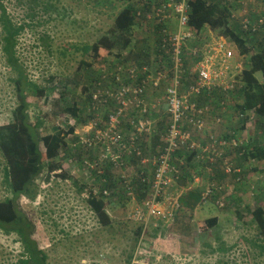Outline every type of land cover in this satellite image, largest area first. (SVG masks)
I'll list each match as a JSON object with an SVG mask.
<instances>
[{"label": "rangeland", "instance_id": "374dc122", "mask_svg": "<svg viewBox=\"0 0 264 264\" xmlns=\"http://www.w3.org/2000/svg\"><path fill=\"white\" fill-rule=\"evenodd\" d=\"M108 1H3L6 12L13 21L24 27L19 35L17 45V54L24 70L29 78L38 84L53 87V90L47 93V100H43L37 109L32 108L29 111L32 124L37 123V118H40L39 122L42 121L43 126L40 130L43 131L42 133H51L52 127L65 129L64 124L69 121L70 125H75L74 134L79 135L83 140L88 139L95 129H105L108 117L119 109V105L113 97H106L109 103L105 107H103L105 104L101 105L102 109L99 108L95 111V116L87 111L94 81L103 71H109L112 65L117 62L115 51L105 56L103 58L105 60L101 62L94 61L90 57V52L84 51L85 46L94 43L110 30L115 16L121 9L122 2L111 0L110 4ZM229 4L230 1L226 2L227 6ZM231 4L234 8L231 10L233 15L231 18L239 19V22L243 10H246L249 16L256 17L262 14V19L264 18V0H232ZM252 7H254V11L249 12ZM259 8L260 12H258ZM201 34L206 44L205 50L207 47L214 46V40L221 39L233 51L235 58L229 64L230 77L226 76L221 80L224 83L229 81V84L238 90L234 98L225 97L228 104H223L221 108L208 106L209 114L203 118L205 134L209 135L208 131L211 129V134L217 139L220 138L219 141H216L215 138L216 144H212L210 147L214 165H218L221 171L219 161L221 160L222 164L225 162L228 167H226V171L230 174L225 176L222 173L223 181L219 182L216 179H219L220 176H210L209 165H200L197 172L201 179L200 183L196 185H200L199 187L202 186V188H197L199 189L197 191H204L212 182H218L223 185V188H226L227 198L232 197L233 201L226 199L224 203H227V206L219 208L211 197L204 202L201 201L203 209L192 212L179 206L177 210H172V214L169 215L167 212L164 214L165 217L156 218L147 215L142 207L141 202H144V198L140 189L131 191L130 200L125 197L124 191H121L117 196L112 195L106 199L108 202L106 212L111 218V228H104L98 223L86 202L88 185L98 189L102 188V184L99 180L96 181L98 176L96 173L88 172L82 167L84 161L94 163L93 160L97 159L95 152L99 151L87 148L76 149L78 153L76 155L74 153L75 159L62 161V171L52 173L48 179L45 174L38 178V193L33 201H29L25 197H21L18 201L20 209L26 213L34 225L32 237L38 247L47 255L48 264H234V262L236 264H252L243 257L247 251L243 239H252L256 233L255 225L250 223L249 210L264 205V159H248L246 161L238 156L236 150L228 148L226 149L227 153L225 152L226 146L221 148L223 146L221 143L224 142V145H227L226 138L233 135V130H235L234 142L239 143V147L242 144H245L246 148L253 147L255 144L264 145V140L262 141V137L258 136L261 133V130H258V125L251 121L247 123L246 128L240 130L233 110L226 108L235 99L237 105L242 103L239 101L242 98L240 89L244 86L243 71L248 65L243 62L242 67L238 69L236 56L239 55L240 49L233 42H229L222 35H218L216 31H211L207 27L202 30ZM147 37L148 34L143 29H136L129 48L131 49V53L128 55L130 59L151 61L154 58L151 55L143 57V53H141L142 49L147 50L148 44H143ZM249 43H251L250 40ZM124 52L126 51L122 53ZM197 58L201 61L202 55L198 54ZM85 65H90V67ZM1 66L2 64H0V125H3L10 121L9 111L14 104V97H10L11 91L10 88H7ZM212 70H216V68L212 67ZM224 71L227 72V70ZM255 77L259 82L263 81L260 73H256ZM51 78L54 80L52 81ZM183 80V91H185V86L196 80L195 64L191 58L186 66L185 77L181 81ZM164 88L165 86H160L156 90L154 93L156 97L151 96V93L148 94L146 102L144 101L147 112L150 110L163 111V104L166 105V112L168 111L166 100L163 97ZM106 91L111 90L108 88ZM197 100L199 102L200 97ZM200 102L207 104L204 100H200ZM66 104H74L78 107L80 116L76 121L65 112ZM133 106L129 103L126 107L127 110L123 113L121 118L123 128L126 124L122 119L133 120L136 123H138L137 121L145 123L147 120L144 117L140 118L138 108L133 109ZM166 115L168 116V112ZM251 120H255L254 114ZM94 123L96 124L93 127ZM133 130V128L126 127L123 133L130 137ZM190 137L200 148L202 143L207 142L208 144L207 139L195 132H192ZM67 140L77 146L76 138L70 137ZM149 146L154 148L160 146V141L156 139V136L149 139ZM41 150H43L42 145ZM223 153L225 156L221 157ZM147 154L149 155L146 157L155 156L153 153ZM198 160L204 161L200 156H198ZM135 164L136 162L133 161L128 164L130 167L132 166L129 172L130 176L136 170ZM3 167L4 159L0 152V201L10 196L2 180ZM89 168L92 169L93 165ZM111 168L114 167L109 166V170L107 169L111 179L116 174L128 175V172L123 168H114L117 172H111ZM233 169H236V173L240 175L237 176L240 177V181H235L236 176L232 173ZM59 173L66 175L67 179L59 177ZM118 183L117 181L113 184ZM191 189L193 187L190 185L183 188L178 184V186H171L168 194L172 197V201L177 200L179 204L185 193ZM177 194L180 196L177 197ZM120 196L126 200L127 213L128 216L130 215L128 219L121 216L120 210L117 211ZM170 204L162 203L161 206L165 207V211H167L170 210ZM136 207L141 209L140 215L134 214ZM246 207L248 208L246 209ZM237 213L242 218H238ZM213 216L218 217V225L212 230L201 232V221ZM141 223H143L145 231L142 232L139 239L135 240L133 231ZM206 244H210V247ZM218 246H224L228 248V251L226 253L212 251ZM20 253L21 246L17 237L14 234H5L0 230V264H16ZM131 254L132 258L128 263L127 260ZM259 260L258 264H264V258Z\"/></svg>", "mask_w": 264, "mask_h": 264}, {"label": "trees", "instance_id": "16d2710c", "mask_svg": "<svg viewBox=\"0 0 264 264\" xmlns=\"http://www.w3.org/2000/svg\"><path fill=\"white\" fill-rule=\"evenodd\" d=\"M3 1L4 0H0V64H2L3 77L6 81L7 88H10L11 91L10 97H14V104L9 111L11 116L10 121L0 125V152L4 159L2 180L7 192L10 194L9 197L0 201V230L5 234H14L18 239L21 246V253L16 264H48L47 255L38 247L37 242L32 237L34 233V225L26 213L20 209L18 201L21 197L33 201L38 193V178L42 174H45L48 179L52 173L62 171V161L65 159H75L74 157L78 153L76 149H84L86 146L82 143L80 136L74 134L75 125H70L69 121L65 122V129L52 127L53 131L51 133H42L43 131H40L43 126L42 121L39 122L40 118L36 119V124L30 122V109H37L40 107L41 102L46 99L47 93L51 92L53 87H45L44 85L38 84L36 81L30 79L24 70L17 54L18 38L24 30V27L22 24L13 21L6 12ZM118 1L122 2L121 9L115 16L110 30L99 39L95 40L94 43L84 47V51L90 52V57L94 61H104L105 59L103 58L113 53V51H115L114 54L117 57V62L112 65L111 69L109 71H103L94 81V88L90 94L87 105V111H90L94 116L95 111L102 107L101 103L93 100L92 97H94L95 94H97L98 97H103L101 94H103L108 88H110L112 93H115L117 86L139 85L143 77L140 74L130 77L128 72L129 69L134 65L141 68L144 65L152 66L157 62L155 60L147 61L144 59L142 61H137L136 59H130L128 57L131 53V49L129 48L132 43V30L134 25H136L138 21L143 22L145 27L141 29L148 34L147 39L143 43L148 44L146 48L147 50H141L143 57H148L149 55L155 57L159 56L158 53L160 51L158 50V40L162 31H173L168 27V23L173 20L177 29V20L175 19H170L160 24H157L154 20L150 21L147 19V15L153 8L151 3L148 2L150 0ZM162 1L159 2V5ZM108 2L110 4L112 3L111 0ZM188 4L190 7L188 24L191 28L197 30V33H201L206 27L211 31H216L218 35H222L229 42H233L240 49V53L247 56L246 63L248 67L243 71L244 86L240 89V97L242 98L239 101H242V103L237 105L235 99L229 104V107L226 108L233 110L235 119L239 123L240 130L246 128L247 123L251 121H253L255 125H258V130H261V133L258 136H261L263 141L264 39L260 38L256 33H252L250 30H244L238 19H232L230 17V14L232 13L230 10H234L233 4L228 7L226 4H223V1L221 0H190L188 1ZM230 20L231 22L229 23ZM249 40L251 43H249ZM247 43L249 44L247 45ZM123 51L126 52L122 53ZM160 56L167 59V55L164 53H161ZM167 64H170L168 59ZM85 66L90 67V65ZM256 73H260L263 80L262 82H259L256 79ZM54 78H51L52 81ZM168 84V80H163L158 86V88L160 86H165L163 93L164 98L165 89ZM141 86L144 90L140 97L142 100L146 102V97H148V94L150 93L151 96L156 97L154 96V93L158 88L153 89L147 85ZM128 97H131L130 93ZM219 102L220 100L215 97V103H212L211 107H220ZM108 103L109 102H106L103 107L107 106ZM64 110L73 118V120L75 119V121L77 117L80 116V114H78L80 111L74 104H66ZM253 114L255 120H251ZM140 115L142 114L140 113ZM168 116L169 118L165 124L169 126L171 119L169 114ZM202 116L203 115L196 114L192 118L193 122L198 120V118H202ZM122 120L123 123L125 122L124 124L130 126L129 120ZM120 127L121 132H123V125L120 124ZM234 131L235 130H233L232 136L230 135L229 138H226L229 143H231V139H235ZM112 132L115 133L116 131ZM121 132H119V134ZM205 133L206 130L203 129L197 134H200L202 138L208 140L206 147L200 148L198 146L193 150H185L184 148L177 149V155H185L186 161L189 162L192 158L198 156L199 151L197 149H200V152L202 153L206 152V150L203 151V149L210 148L216 137L209 133V131V135H206ZM152 134L154 133H148L146 131L137 134V138L142 144L136 142L134 144V149L138 151L140 155L137 156L134 152H131L127 157L123 158L122 168L128 172V175L126 174L125 177H122L121 174H116L111 179L108 176L107 169L109 166L112 167V163L101 155L99 148H87L95 149V151L98 150L99 152H95L97 154V159L93 160L94 163L84 161L82 167L88 172L96 173V175H98L96 181L99 180V182H101L102 188L99 187L96 189L93 184V188L88 185L89 190L87 192L88 195L86 202L91 212L95 215L98 223L104 228H111V218L106 212V205L108 204L106 199H109L112 195L117 196L121 191H124V194L126 195L125 197L130 200V196L132 195H130V193L134 189H140L144 199L149 194L150 184L148 183V178L154 174L156 167L151 163V169L146 173L145 166L149 163H141L140 158L146 156V141ZM165 136L166 133L163 137L158 139V141H160V146L155 153L152 152L153 154L159 155V152L165 146ZM70 137L77 139L78 147L68 142L67 138ZM122 139L126 140L127 138H124L123 136ZM41 145L43 150H41ZM221 148H223V146ZM228 148L236 150L238 156L244 158L246 161L248 159H264V145L261 146L255 144L250 148H246L245 144H242L240 147H225V149ZM222 156L225 155L222 154ZM169 160H171L170 162L172 165L176 166L175 170L179 169V160L175 154H173L172 157L170 156ZM131 161L136 162L139 169L134 170V174L130 176L129 172L132 168L128 167V163ZM91 165H93L94 168L90 169L89 166ZM98 169L103 171L101 175L97 173ZM110 171L117 172L114 168ZM141 172L144 175L142 180L140 179ZM237 175L238 174H235V176ZM58 176L67 179L66 175L60 173ZM117 181L119 183L116 184L118 185L116 187L114 184L115 182L117 183ZM211 184L212 185L209 188L210 193L208 195H205L207 188L204 191L193 194L194 204L192 206H196L200 201L204 202L211 197L215 200V203L219 208L227 206V203L225 204L224 200L227 199L233 201L232 197L230 199L227 198L226 188H223L220 183L212 182ZM103 190H107L110 195H104L102 192ZM119 202L121 204L119 203L117 211L120 210L122 213L121 216H125V218L128 219L126 200L123 196L119 197ZM183 202L184 199L180 201L181 204L179 203V206L183 205ZM220 204H222V206H220ZM247 208L248 207H246V209ZM248 213L251 215L250 223L255 225L256 233L253 235L252 239H243L247 246V251L243 254V257L252 262V264H258L260 262L259 259L264 258V205L257 206L255 209L249 210ZM237 216L238 218H242L239 213H237ZM141 224L137 225L136 229L133 231L135 240L139 239L142 232L145 231L143 229V223ZM217 225L218 217L213 216L201 221L200 230H202L201 232L208 229L212 230ZM206 245L210 247V244ZM212 251L226 253L228 248L218 246L217 248L212 249ZM131 258L132 254L128 257V263L131 261ZM234 264H236V262H234Z\"/></svg>", "mask_w": 264, "mask_h": 264}, {"label": "built area", "instance_id": "2783aa9c", "mask_svg": "<svg viewBox=\"0 0 264 264\" xmlns=\"http://www.w3.org/2000/svg\"><path fill=\"white\" fill-rule=\"evenodd\" d=\"M221 1H223V4L230 1L231 4L232 0ZM189 11L188 0H165L159 6L152 8V11L147 15V19L150 21L154 20L157 24H160L170 19L177 20V29L171 32L163 30L158 40V50L167 55L170 64H167V59L160 56L161 53L159 52V56H154L152 59L157 61L154 65H144L141 68L134 65L129 69L130 77L137 76L138 74L143 77L139 85L117 86L115 93L111 91L103 92V94L100 93L103 97H98L95 94L92 97L93 100L101 103V105L107 102L106 97H113L119 105V109L108 117L105 129H95L90 138L82 139V143L86 148L99 147L101 155L112 163V167L122 168L123 158L127 157L128 154L134 152L137 156L140 155L134 149L136 142L142 144L138 140L137 134L145 131L150 133V127L146 122L137 121L138 123H136L133 120L129 121L134 129L131 136L128 137L121 132V118L123 117L124 111L127 110L126 107L130 103L134 105V108L132 107L133 109L138 108L139 112L145 115L147 113V107L144 100L140 98L144 91L141 85H147L155 89L158 88L163 80H168L169 84L165 89V100L167 101V112L170 115L171 123L169 125V132L164 139L165 146L159 152V155L157 154L152 158H140L141 163L151 162L156 167L154 174L148 178L150 192L144 199V202H142V207L150 217H165L164 214L167 212L170 215L172 214V210L179 208L177 200L172 201V198L168 194L169 188L172 186V179L179 178V169L175 170L176 166L172 165L169 159L173 154L177 156V149L184 148L185 150H193L198 147L190 137L192 133L188 130H183L182 126L179 127L181 120L186 119V124L197 134L204 129V121L203 118H198V120L193 122L192 118L196 114L202 115L208 112V106L215 103V97L220 100L219 105L221 108L223 104L228 103L225 97L234 98L238 90V88H233V85L229 84V81L224 83L221 80V78L226 76L230 77L228 72L229 64L235 58L233 51L221 39L214 40V46L207 47L205 50L206 44L202 39V34L197 33V30L191 28L188 24ZM230 15V17L233 16L232 13ZM240 24L244 30H250L252 33H256L263 27L264 19L258 18L250 21L248 12L243 10ZM203 50L204 53H202ZM238 53L239 55L236 56V60L237 67L240 69L243 62L247 61L245 55L240 54V52ZM198 54L202 55L201 61L197 58ZM189 58L194 60L196 80L192 81V83L190 82L188 86H185V91H183L184 80L181 81V79L185 77ZM212 67H215L216 70H212ZM224 70H227V72ZM129 93L131 97H128ZM198 97L207 98L209 104H201L200 100L199 102L197 100ZM199 105L202 107L199 108ZM189 114L193 117H188ZM95 124H93V127ZM112 131L116 132L113 133ZM123 136L127 139L123 140ZM234 141L233 139L227 145H224V142L221 144L223 147H238L239 143L236 144ZM178 160L181 161L179 157ZM102 172L100 169L97 170L99 175ZM143 177L144 175L141 172L140 179L142 180ZM102 192L104 195H109L107 190H103ZM209 193L210 189L207 188L205 195ZM162 203H171L170 210L165 211V207L163 208L161 206ZM134 210L135 215H140L141 209L139 207H136ZM129 216L128 218H130Z\"/></svg>", "mask_w": 264, "mask_h": 264}, {"label": "crops", "instance_id": "0c3cea01", "mask_svg": "<svg viewBox=\"0 0 264 264\" xmlns=\"http://www.w3.org/2000/svg\"><path fill=\"white\" fill-rule=\"evenodd\" d=\"M139 1H141V0H139ZM160 1H162V0H157V1H155V0H150V1H148L149 3H151V5H152V7H155V6H158L159 5V2ZM188 1H190V0H188ZM263 4V3H262ZM190 8V7H189ZM250 11H254V7H252V9H250L249 10V12ZM258 12H260V8L258 9ZM263 17V15L261 14V15H258V16H256V17H253V16H249V14H248V18H249V20L251 19L252 21H254V20H256V19H258V18H262ZM264 19V18H263ZM250 20V21H251ZM168 25V27L171 29V30H175L176 29V24H175V22L172 20V22H170V23H168L167 24ZM147 26V25H146ZM145 27V25L143 24V22H141V21H138V23L136 24V25H134V27H133V30H132V35H134V33H136V29L137 28H144ZM263 28V29H262ZM258 32H256V34L260 37V38H262V39H264V27H262ZM185 89V88H184ZM200 100H204V101H206V103H208V101H207V99L205 98V97H200ZM165 102V101H164ZM149 104V103H148ZM209 104V103H208ZM200 107H202L201 105H199V108ZM201 109H203V108H201ZM209 110L210 109H208V112H206V113H204V114H202L203 116H202V118H205L206 117V114H209ZM149 113V114H148ZM167 114V112H166V105L165 104H163V111H159V110H150V111H148L147 112V114H145V115H140V118H142V117H144L145 119H147L146 120V124L150 127V133L151 132H153L154 134H152L151 136H149L148 137V140H147V143H146V149H147V152H146V155H149V154H147V153H152V152H154L155 150H157L158 148H159V146L158 147H156V148H154V147H150L149 146V139H152L153 137H155L156 136V139L158 140L160 137H163L164 136V134L166 133V134H168V132H169V127L170 126H168L167 124H165V122L168 120V118H169V116H167L166 115ZM188 117H193L191 114H189L188 115ZM164 119H165V121H164ZM136 120H139V118H136ZM185 120V121H184ZM187 120L186 119H183V120H181V122H180V124H179V127L180 126H182V129L183 130H188V131H190L191 133L193 132V130H192V128L190 127V126H188L187 124ZM126 127H128V128H132V126H129V125H125L124 126V131L126 130ZM155 131V132H154ZM211 129H210V131H209V133H211ZM215 137V136H214ZM213 138V137H212ZM218 139H220L219 137H218ZM217 138H216V141H219ZM232 140V139H231ZM212 144H216L215 143V139H214V141L212 142ZM207 146V142L206 143H202V145H201V147L203 148V147H206ZM198 151H199V153H198V156H200L204 161H199L198 160V156L197 157H195V158H192L189 162L188 161H186V156L185 155H183V156H178L179 158H180V160L181 161H179V178L177 179H175V178H173L172 179V183H171V185H172V187H174V185L175 186H178V184H180V186L181 187H183V188H186L188 185H190V186H192L193 187V189H191V191H188L187 193H185V195H184V202H183V205H181L182 206V209H186V210H190V211H196L197 209H203L204 207L201 205V201L199 202V204H197L196 206H192L193 204H194V200H193V194H196L197 192H199V191H197V190H199V189H197V188H200L199 186L200 185H196L197 183H200V177L198 176V172H197V168L200 166V165H204V166H207V165H209V167L210 168H208V170H209V172H210V176L211 177H216V176H220V178L219 179H216V180H218L219 182H221V181H223V174L225 175V176H228L230 173H228V171H226V167H227V164L225 163V162H223V164H222V161L220 160L219 162H220V164H221V171H220V169H219V166L218 165H214L215 163H214V161H213V154H212V150L210 149V148H205V150H206V152H204V153H202V152H200V149H197ZM225 152H227L226 151V149H225ZM178 153V152H177ZM228 153V152H227ZM224 155H225V153H223ZM222 156V155H221ZM146 157V156H145ZM147 158H150V157H147ZM205 158V159H204ZM200 159V158H199ZM218 161V160H217ZM130 163V162H129ZM128 163V164H129ZM149 164L148 165H146L145 166V172L147 173L148 171H150V169H151V162H148ZM204 163V164H203ZM219 164V165H220ZM128 167H130L129 165H128ZM132 167V166H131ZM130 167V168H131ZM134 168L136 169V170H138L139 169V166L138 165H136L135 164V166H134ZM228 168V167H227ZM237 169H238V167H237ZM239 170V169H238ZM236 169H233V172L232 173H234V176H235V173H236ZM223 173V174H222ZM236 174H238V173H236ZM173 176H174V174H172ZM237 176H239V175H237ZM236 176V179H235V181H240V177H237ZM215 180V181H216ZM213 181V180H212ZM216 183H218V182H216ZM211 185L212 184H210V185H208L207 186V188H210L211 187ZM221 185V184H220ZM221 186H223V185H221ZM201 188H202V186H201ZM200 188V189H201ZM175 190V189H174ZM189 190V189H188ZM193 190H196V191H193ZM170 196V195H169ZM177 197H179L180 196V194H177L176 195ZM171 197V196H170ZM172 198V197H171ZM199 201V200H198ZM181 204V203H180Z\"/></svg>", "mask_w": 264, "mask_h": 264}]
</instances>
